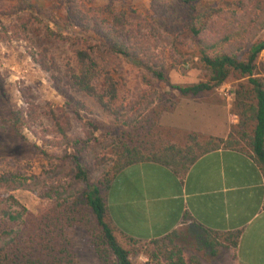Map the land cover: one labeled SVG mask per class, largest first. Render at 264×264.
Returning <instances> with one entry per match:
<instances>
[{"label":"rangeland","instance_id":"rangeland-1","mask_svg":"<svg viewBox=\"0 0 264 264\" xmlns=\"http://www.w3.org/2000/svg\"><path fill=\"white\" fill-rule=\"evenodd\" d=\"M162 1L169 4L175 0ZM240 1L198 0L195 3L191 18L199 33L210 40L218 37L214 50H208L209 53L224 45L220 40L224 33L220 32L229 25L231 31L243 33L235 26L238 18L231 24V18L241 13ZM254 1L252 17L264 4V0ZM68 3L69 0H0V205L19 215L13 224L16 228L22 226L25 216L37 215L53 203L55 186L61 191L71 185L69 176L62 172L71 165L70 156L80 154L87 145H91L86 150L90 158L89 175L97 179L102 169H108L118 159L124 147L137 144L150 155L169 144L185 145L188 130L179 127L185 123L184 116L179 115L184 107L210 108L219 123L226 119L228 132L238 122L233 109L235 90L241 88L249 95L246 100L252 102L247 77L237 72H230L219 85L196 95L182 96L171 88V85L207 81L209 73L198 61L197 43L187 29L183 28L178 36L172 34L165 38L164 34L160 40L148 27L135 30L139 23H151L148 0L113 3L74 0L77 9L98 26L157 43L150 48L155 64L151 60L148 64L162 71V80L129 57L119 56L105 66L117 86L113 105L120 109L121 118L115 120L92 98L71 85V78L79 67L74 51L94 52L98 67H102L104 60L98 54L104 42L94 28L76 26L67 20ZM212 11L219 14L221 28L216 31L209 27V21L215 20ZM255 38L264 40V25ZM242 57L239 52L237 58ZM257 62L260 70L264 68V47ZM92 83L99 90L100 79ZM150 98L157 103L164 101L165 105L173 101L174 107L156 116L152 110H142ZM138 110L142 114L138 120L132 125L125 124V119ZM86 122L96 128L87 127ZM89 129L92 135L88 138ZM63 233L70 241L73 264H105L94 252L82 225L65 227ZM175 233L170 242L162 244L166 250L172 246L178 248L185 264H194L195 260L199 264H225L223 250L211 256L202 245L201 237L188 230L187 225ZM116 240L129 251L131 264H173L166 260L164 253L156 252V245L152 243L127 242L119 236Z\"/></svg>","mask_w":264,"mask_h":264},{"label":"trees","instance_id":"trees-1","mask_svg":"<svg viewBox=\"0 0 264 264\" xmlns=\"http://www.w3.org/2000/svg\"><path fill=\"white\" fill-rule=\"evenodd\" d=\"M105 1L113 3L122 0ZM197 1L175 0L166 4L162 0H148L152 14L151 23H139L135 30L140 31L148 27L152 35L160 40L164 34L165 38L172 34L178 36L185 28L190 36L195 38L198 61L208 70L209 76L207 81L184 86H170L182 96L196 95L201 91L209 90L219 85L230 72L246 76L251 86L250 100L252 102L248 101L249 99L246 100L249 95H245L241 88L235 90L233 109L238 116L235 129L233 131L230 129L225 137L207 136L188 130L185 132V145L169 144L161 151L150 155L141 150L137 144L129 148L124 147L118 159L108 169H102L97 179L89 175L90 158L86 150L91 145H87V149L81 150L80 154L70 156L71 165L69 164L62 172L64 176H69L71 185H67V189L61 191H58V186H55L54 194L56 195L53 197V203L37 215L25 216L21 227L13 226L19 215L13 214L6 206L0 205V264H73L70 241L64 235L63 229L76 224L85 228L94 252L105 264H131L129 251L119 244L116 236L127 242L136 243L138 241L117 232L107 214L105 195L114 175L125 166L135 162L160 163L169 166L174 173L182 176L199 156L208 151L218 148L243 151L249 155L263 176L262 206L264 207V68L260 70L257 62V56L264 47V40L255 38L264 25V4L258 7V13L252 17L256 1L241 0V13L238 17L231 18V24H235L238 18L235 26L243 33L231 31V25H229L227 29L220 32L224 33L220 37L224 45L220 50L209 53L208 50H214L218 37L214 40L205 38L192 22L191 16H193ZM212 12L215 14V20L209 21V27L211 31H216L221 28L218 21L219 14L216 11ZM65 13L70 23L91 30L94 28L104 42L103 49L98 54L104 60L102 67H98L96 61L98 56L96 57L94 52L86 49L74 51L79 67L77 73L71 78V85L92 98L115 120H119L121 118L120 109L113 105L117 96L116 82L107 73L105 66L109 60L114 61L119 56L129 57L141 63L156 79L162 80L164 79L162 71L148 64L149 60L155 64L150 48L156 47L157 43L154 40L141 39L132 33L114 32L112 29L98 26L77 9L74 0H69ZM94 25L95 27H90ZM239 52H242V58H237ZM258 73L262 75H256ZM97 79H100L99 90L92 83ZM151 104L152 108L149 107ZM173 107V101H168L165 105L164 101L157 103L150 98L144 103L142 110L146 112L152 110L158 116L160 112L171 110ZM139 111L141 112L138 110L126 119L124 118L127 120L125 124L135 123L142 115ZM85 125L92 129L96 128L89 122ZM86 134L89 138L92 130H87ZM62 191L66 193L64 196L60 193ZM187 218L183 214L181 222ZM199 229L202 233V245L211 255H214L217 247L235 246L239 236V230L221 233L206 228ZM175 232L176 230H173L147 242L156 245V252L164 253L169 262L185 264L178 248L172 246L166 250L162 244L164 241L170 242L175 237ZM193 262L199 264L198 260Z\"/></svg>","mask_w":264,"mask_h":264},{"label":"crops","instance_id":"crops-1","mask_svg":"<svg viewBox=\"0 0 264 264\" xmlns=\"http://www.w3.org/2000/svg\"><path fill=\"white\" fill-rule=\"evenodd\" d=\"M179 115L185 119L179 127L186 130L227 134L226 119L219 123L210 108L184 107ZM262 202L259 168L245 152L227 148L202 154L182 176L153 161L129 164L114 175L105 195L117 232L137 241L162 237L183 225L199 238V228L239 230L235 246L216 248L214 255L222 249L225 264H264ZM183 214L188 218L181 222Z\"/></svg>","mask_w":264,"mask_h":264}]
</instances>
